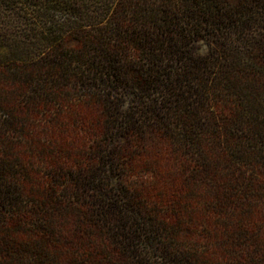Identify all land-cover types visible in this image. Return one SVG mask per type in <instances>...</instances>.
Segmentation results:
<instances>
[{
	"label": "trees",
	"instance_id": "trees-1",
	"mask_svg": "<svg viewBox=\"0 0 264 264\" xmlns=\"http://www.w3.org/2000/svg\"><path fill=\"white\" fill-rule=\"evenodd\" d=\"M0 264H264V0H0Z\"/></svg>",
	"mask_w": 264,
	"mask_h": 264
},
{
	"label": "rangeland",
	"instance_id": "rangeland-1",
	"mask_svg": "<svg viewBox=\"0 0 264 264\" xmlns=\"http://www.w3.org/2000/svg\"><path fill=\"white\" fill-rule=\"evenodd\" d=\"M202 52H206L207 51V47H206V45L204 44V43H202Z\"/></svg>",
	"mask_w": 264,
	"mask_h": 264
}]
</instances>
